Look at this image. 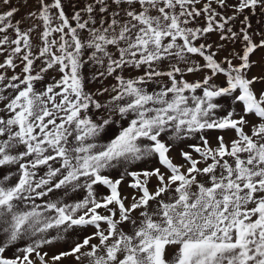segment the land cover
Masks as SVG:
<instances>
[{"label":"snow or ice","instance_id":"obj_1","mask_svg":"<svg viewBox=\"0 0 264 264\" xmlns=\"http://www.w3.org/2000/svg\"><path fill=\"white\" fill-rule=\"evenodd\" d=\"M0 264H264V0H0Z\"/></svg>","mask_w":264,"mask_h":264},{"label":"rangeland","instance_id":"obj_2","mask_svg":"<svg viewBox=\"0 0 264 264\" xmlns=\"http://www.w3.org/2000/svg\"><path fill=\"white\" fill-rule=\"evenodd\" d=\"M258 19V18H257ZM254 26H256V27H260V25H257L255 22H254Z\"/></svg>","mask_w":264,"mask_h":264}]
</instances>
